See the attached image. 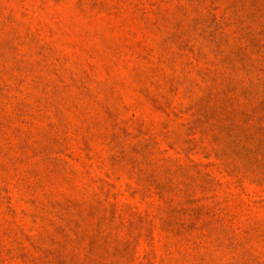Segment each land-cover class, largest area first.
I'll return each mask as SVG.
<instances>
[{
    "label": "rangeland",
    "instance_id": "1",
    "mask_svg": "<svg viewBox=\"0 0 264 264\" xmlns=\"http://www.w3.org/2000/svg\"><path fill=\"white\" fill-rule=\"evenodd\" d=\"M0 264H264V0H0Z\"/></svg>",
    "mask_w": 264,
    "mask_h": 264
}]
</instances>
